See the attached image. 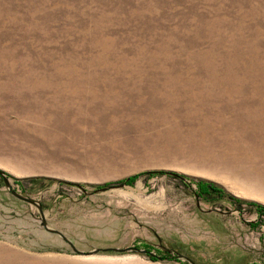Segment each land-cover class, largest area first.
Returning a JSON list of instances; mask_svg holds the SVG:
<instances>
[{"label":"rangeland","instance_id":"rangeland-1","mask_svg":"<svg viewBox=\"0 0 264 264\" xmlns=\"http://www.w3.org/2000/svg\"><path fill=\"white\" fill-rule=\"evenodd\" d=\"M0 171L161 258L0 176V264H264V0H0Z\"/></svg>","mask_w":264,"mask_h":264},{"label":"water","instance_id":"water-1","mask_svg":"<svg viewBox=\"0 0 264 264\" xmlns=\"http://www.w3.org/2000/svg\"><path fill=\"white\" fill-rule=\"evenodd\" d=\"M0 176L3 177L4 182H5V185H6V187L8 188V190H10V192H11V193H12L17 199H19V200H21V201H23V202H25V203H28V204H30V205H32V206H34V207H36V208L38 209L39 214H40V219H41L42 227H43L47 232L52 233V234H56V235H58L59 237H61L66 243H68V244L71 246V248H72L76 253H78V254H84V255H86V256H91V255H96V254H98V253H100V252H118V253H123V252H127V251H129V250H132V251H134V252H136V253H142V254L149 255V256H151V257H153V258H159V259H161V258L158 257L156 254H154V253H152V252H150V251H148V250L139 249V248H135V247H134V248H127V249H97V250H94V251H91V252H87V253H82V252L78 251V250L74 247L73 243H72L70 240H68V239H67L62 233H60V232H58V231H56V230H54V229H52V228H50V227L48 226V222H47L46 216H45V214H44V212H43V210H42V206H41V204H40L39 201L33 200V199H31V198H28V197H24L23 195H20V194H18L17 192L13 191V190H12V185L10 184V181H9V178L4 174V172L0 171ZM168 252L171 254L170 251H168ZM174 258H176L177 260H184V261H187V262H189L190 264H195L191 259H189V258L183 256L182 254H176V255L174 256Z\"/></svg>","mask_w":264,"mask_h":264},{"label":"trees","instance_id":"trees-1","mask_svg":"<svg viewBox=\"0 0 264 264\" xmlns=\"http://www.w3.org/2000/svg\"><path fill=\"white\" fill-rule=\"evenodd\" d=\"M134 179H130L129 181L131 182V181H133ZM60 184H66V183H62V182H60ZM70 185V184H69ZM198 189H199V192H200V194L202 195V196H207V197H209V196H213V195H217L218 193H223V191H221L220 189H219V187L217 188L215 185H213V184H209V183H206V182H199L198 183ZM231 196V195H230ZM232 202H238V201H240V200H237V199H235L233 196H231L230 198H229ZM260 210L262 211V212H264V208H260Z\"/></svg>","mask_w":264,"mask_h":264}]
</instances>
